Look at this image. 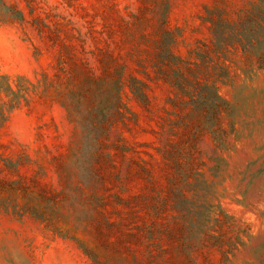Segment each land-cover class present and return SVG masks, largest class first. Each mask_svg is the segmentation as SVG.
<instances>
[{"label": "rangeland", "instance_id": "rangeland-1", "mask_svg": "<svg viewBox=\"0 0 264 264\" xmlns=\"http://www.w3.org/2000/svg\"><path fill=\"white\" fill-rule=\"evenodd\" d=\"M0 264H264V0H0Z\"/></svg>", "mask_w": 264, "mask_h": 264}]
</instances>
